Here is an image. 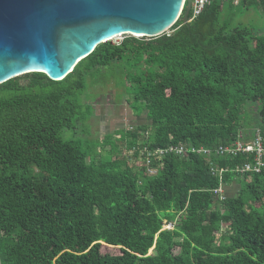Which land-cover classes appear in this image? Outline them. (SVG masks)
I'll use <instances>...</instances> for the list:
<instances>
[{
  "label": "trees",
  "instance_id": "trees-1",
  "mask_svg": "<svg viewBox=\"0 0 264 264\" xmlns=\"http://www.w3.org/2000/svg\"><path fill=\"white\" fill-rule=\"evenodd\" d=\"M237 5L261 24L235 25ZM125 37L61 80L0 84L1 264H264V166L220 150L264 143V0H212L189 25ZM108 70L137 121L92 148L64 140L94 115L88 78ZM146 145L188 152L154 154L149 176Z\"/></svg>",
  "mask_w": 264,
  "mask_h": 264
},
{
  "label": "water",
  "instance_id": "water-1",
  "mask_svg": "<svg viewBox=\"0 0 264 264\" xmlns=\"http://www.w3.org/2000/svg\"><path fill=\"white\" fill-rule=\"evenodd\" d=\"M184 1L0 0V84L30 72L58 81L100 44L162 36L177 24ZM191 8L188 0L186 25Z\"/></svg>",
  "mask_w": 264,
  "mask_h": 264
},
{
  "label": "rangeland",
  "instance_id": "rangeland-1",
  "mask_svg": "<svg viewBox=\"0 0 264 264\" xmlns=\"http://www.w3.org/2000/svg\"><path fill=\"white\" fill-rule=\"evenodd\" d=\"M234 12L239 13L240 16L235 25L242 23L245 26H258L261 24V20L256 14L255 9L254 11L244 13L240 11L239 6L237 5ZM125 36L115 38L112 43L120 44L125 40ZM115 75L116 74L113 71L108 70L105 72V76L108 78L101 77L97 80H90L88 78L87 88L84 92V99H87V103L89 102V104L94 106V115L93 117L90 116L92 118L90 121L81 123L75 130L63 131L61 134L64 140H71L74 143H82L83 146L92 148V146H96L99 141H104L107 135L112 133L115 134L120 129L131 128V125L137 121L133 118V115H131L130 112V105H128L129 102L127 100L130 99L129 96H126L125 93L122 96V90L120 91V88L116 86L117 84L115 85L117 80L115 82L112 78ZM128 123L131 125H128ZM110 137L112 140H115L116 137L119 138L117 135H112ZM252 142L253 140L247 141V147H251L250 145L253 144ZM239 143L241 142L239 141ZM98 149L99 151H102V147H99ZM121 155H127L126 150L123 151ZM119 157L120 155L114 156V158ZM131 163L134 162L130 160V164ZM224 229H226V226H224ZM102 252L111 255L121 254L119 247H111L107 245H104Z\"/></svg>",
  "mask_w": 264,
  "mask_h": 264
},
{
  "label": "built area",
  "instance_id": "built-area-1",
  "mask_svg": "<svg viewBox=\"0 0 264 264\" xmlns=\"http://www.w3.org/2000/svg\"><path fill=\"white\" fill-rule=\"evenodd\" d=\"M187 1V0H186ZM212 2V0H192V12H193V18L190 20V22L192 20H194L195 18H197L205 9V7L207 5H210ZM186 3V2H185ZM253 144H251V147H246L247 150H251V151H256L257 152V159H258V165L255 166V170L256 171H260L261 166L264 165L263 162V157H264V146L262 144V142L260 141V138L257 139L256 141L252 142ZM245 150L243 148V145L241 143H239L238 148L237 149H229V148H225V147H221V151L224 153L226 152H236L238 150ZM167 151H175L177 154H184L186 152H188V149L186 146H180V147H176V146H172L170 149H168ZM160 154H163L164 152H166L165 150H159L158 151ZM251 165H247L245 167V169L242 170H251Z\"/></svg>",
  "mask_w": 264,
  "mask_h": 264
},
{
  "label": "clouds",
  "instance_id": "clouds-1",
  "mask_svg": "<svg viewBox=\"0 0 264 264\" xmlns=\"http://www.w3.org/2000/svg\"><path fill=\"white\" fill-rule=\"evenodd\" d=\"M186 2V3H185ZM184 2V8H183V10H182V13H181V16L179 17V19H178V22L180 21V19L181 18H183V16H184V12H185V9H186V6H187V2H188V0L187 1H185ZM192 13V18H193V12H192V8H191V11H190V14ZM189 14V15H190ZM190 18H189V23H190ZM135 37V36H134ZM137 38H143V37H137ZM241 142V144H242V141H240ZM254 142V141H253ZM246 143V142H245ZM237 144L239 145V140L237 141ZM263 144V146H264V143H262ZM243 145V144H242ZM172 147V146H171ZM171 147H169V148H156V149H154V150H151L150 148H149V146L148 145H146L145 147H144V149L140 152V154L138 155V157L140 158L139 160H141L142 158H144V159H146V161H147V167H148V170H147V173H148V175L149 176H155V175H157V170H154L153 171V169L151 168V165H150V163H151V158H152V156L154 155V154H156V155H158L159 154V158L160 159H162V155H164L165 153H167V152H169V151H167L168 149H170ZM246 147H247V143L245 144V145H243V148L245 149V150H243L242 149V151H244V152H247V153H250V152H256V151H251V150H247L246 149ZM225 148H229V147H225ZM229 149H231V148H229ZM156 150V151H155ZM159 150H165L166 152H164L163 154H160L158 151ZM136 149L135 148H133L132 150H126V154L132 159L133 157H135V155H136ZM239 151V150H238ZM172 152V151H171ZM229 153H234V152H229ZM179 155H182V154H179ZM258 155V154H257ZM134 160H136V158H134ZM132 161H133V159H132ZM263 162H264V157H263ZM251 165V164H250ZM252 166V165H251ZM256 166V165H255ZM264 166V165H263ZM242 170V169H241ZM251 170H254V169H251ZM251 170H243V172L244 171H251ZM221 171H223V169H221ZM254 171H256V170H254ZM257 172H260V171H257ZM150 173V174H149ZM216 194H220L222 197H224V196H226L227 194H226V188L225 187H223V186H220L219 188H218V190L215 192ZM170 227V228H169ZM169 228V229H168ZM164 229L165 230H173L174 229V225L173 224H168L167 222H165V226H164ZM152 251H154V250H152ZM152 251L150 252V253H152Z\"/></svg>",
  "mask_w": 264,
  "mask_h": 264
},
{
  "label": "bare ground",
  "instance_id": "bare-ground-1",
  "mask_svg": "<svg viewBox=\"0 0 264 264\" xmlns=\"http://www.w3.org/2000/svg\"><path fill=\"white\" fill-rule=\"evenodd\" d=\"M185 1H186V0H185ZM185 1H184V2H185ZM113 40H114V39H113Z\"/></svg>",
  "mask_w": 264,
  "mask_h": 264
},
{
  "label": "crops",
  "instance_id": "crops-1",
  "mask_svg": "<svg viewBox=\"0 0 264 264\" xmlns=\"http://www.w3.org/2000/svg\"><path fill=\"white\" fill-rule=\"evenodd\" d=\"M128 125H130V124L128 123Z\"/></svg>",
  "mask_w": 264,
  "mask_h": 264
}]
</instances>
